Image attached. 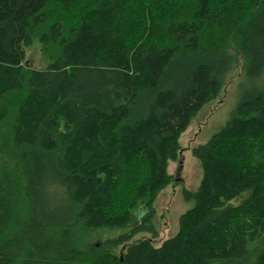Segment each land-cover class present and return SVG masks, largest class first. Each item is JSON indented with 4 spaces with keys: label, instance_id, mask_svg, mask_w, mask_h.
<instances>
[{
    "label": "trees",
    "instance_id": "obj_1",
    "mask_svg": "<svg viewBox=\"0 0 264 264\" xmlns=\"http://www.w3.org/2000/svg\"><path fill=\"white\" fill-rule=\"evenodd\" d=\"M35 37L44 69L25 65ZM241 61L264 73V0H0V127L16 150L0 163V264H264V92L192 149L203 175L178 232L155 246L150 221L133 225ZM126 227L83 247L84 230Z\"/></svg>",
    "mask_w": 264,
    "mask_h": 264
},
{
    "label": "rangeland",
    "instance_id": "obj_2",
    "mask_svg": "<svg viewBox=\"0 0 264 264\" xmlns=\"http://www.w3.org/2000/svg\"><path fill=\"white\" fill-rule=\"evenodd\" d=\"M25 53V65L32 69H44L49 64V58L43 53L37 37L33 39L31 46L25 48ZM262 92H264V73L259 76H248L244 62L241 61L239 66L226 77V84L220 95L206 104L181 134L179 157L175 161H169L168 164V173L172 176V182L158 194L152 209L142 204L135 213L133 225L150 221L155 227L157 231L153 238L155 246H159L164 240L178 232L180 215L194 205V201L185 200L184 190L196 191L201 183L203 172L199 160L192 153V149L206 143L212 134L226 124L231 112L241 99ZM9 122L8 119L0 127V163L4 160H14L16 155L13 139L10 135ZM180 159H183V163L179 173L180 179L176 181L175 177ZM244 194H248V192ZM240 200L239 198L234 203L237 204ZM58 203L61 209H65L61 206L62 202ZM64 216L68 215L64 214ZM130 228L84 230L83 247L100 245L108 239L129 231ZM151 238V232H141L125 245L111 250L116 254H122L128 245Z\"/></svg>",
    "mask_w": 264,
    "mask_h": 264
},
{
    "label": "water",
    "instance_id": "obj_3",
    "mask_svg": "<svg viewBox=\"0 0 264 264\" xmlns=\"http://www.w3.org/2000/svg\"><path fill=\"white\" fill-rule=\"evenodd\" d=\"M182 163H183V159H180V161L178 162V165H179V167H178V171H177V173H176V177H175V180H176V181H178V180L180 179V177H179V173H180L181 168H182Z\"/></svg>",
    "mask_w": 264,
    "mask_h": 264
}]
</instances>
